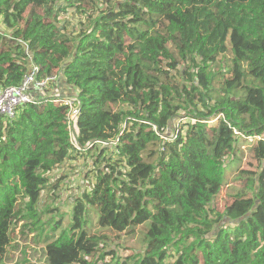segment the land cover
<instances>
[{
  "label": "trees",
  "instance_id": "1",
  "mask_svg": "<svg viewBox=\"0 0 264 264\" xmlns=\"http://www.w3.org/2000/svg\"><path fill=\"white\" fill-rule=\"evenodd\" d=\"M68 9L88 25L67 33ZM233 35L252 49L224 84ZM32 67L62 74L80 149L55 83L0 119V264L25 228L45 264H264V0H0V87ZM81 159L93 180L56 218L51 175ZM141 227L144 248L112 250Z\"/></svg>",
  "mask_w": 264,
  "mask_h": 264
},
{
  "label": "rangeland",
  "instance_id": "2",
  "mask_svg": "<svg viewBox=\"0 0 264 264\" xmlns=\"http://www.w3.org/2000/svg\"><path fill=\"white\" fill-rule=\"evenodd\" d=\"M59 21L67 27V33H69L70 31L73 32L77 29H81V26L79 24L80 22H83L85 26H87L89 23L87 20L81 19L76 16L74 14V10L72 9H68L67 13L61 14V16L59 17ZM231 44L232 53H227L220 58L221 61L219 66L220 70L223 73V77L221 78L224 84L226 82V76H229L228 71H232L233 60L237 59L239 61H243L248 51L252 49L251 46L246 45L241 40V38L236 35L232 36ZM230 75L232 76V73ZM59 78H61V74L59 75L58 79ZM234 82L235 81L228 83L227 86L230 88L234 84ZM54 88L52 87L51 90ZM35 92L36 91H34V93ZM245 148L246 144L242 143L240 147L241 150H239V152L245 155L242 164L240 165V170L247 172L257 171L258 162L247 151V149L245 150ZM86 162V159L70 161L68 162V164L64 165L62 169L55 171L51 175L52 179H62L61 190L56 194L58 196L56 198L55 196L49 197L48 195H45L42 200V206L56 208L57 210L54 213V216H56V218L60 212L62 213L69 211L71 205H73L74 198L78 196L83 189L89 188V184L91 180H93V178L84 177L85 170L83 164H85ZM89 166L92 167V169L97 168V165H94L92 163V160H90ZM227 170L228 172L231 171L230 165H227ZM232 170L233 171H231L230 173L231 175H233V177L228 182L231 188L229 190H227L226 188L223 190L219 205L217 206V209L219 211H223L226 205H230V203L232 202L230 193L233 190V187L238 184L236 181H234V177L237 180L239 179V171L236 168ZM136 230L137 231L135 233V236L128 242L127 239L125 240L124 238H117L118 240L116 239L114 243L108 242L110 247H112V250L118 253L121 251V253L127 254L132 251L130 247H132L134 251L144 248L145 231L142 227ZM35 239V232L31 230L28 231V229L25 228L24 236H22L21 234L18 235L16 239L17 242L14 244L13 248L10 249V255L5 261V264H45V257L43 256L42 251L39 249V246L34 242Z\"/></svg>",
  "mask_w": 264,
  "mask_h": 264
},
{
  "label": "built area",
  "instance_id": "3",
  "mask_svg": "<svg viewBox=\"0 0 264 264\" xmlns=\"http://www.w3.org/2000/svg\"><path fill=\"white\" fill-rule=\"evenodd\" d=\"M37 72L38 68L32 67L20 85L5 88L0 87V117L13 120L25 106L31 103H40L41 100L48 97L46 92L51 84L49 82L53 81V83H55L57 78L52 77L42 81H37ZM31 88H33V91H36L37 93L34 94ZM61 101H63L64 105L68 107L66 123L69 132L70 144L74 149H80L77 141V131L74 127V120L79 114V109L75 102L70 98H66L64 100L55 99L56 103ZM100 144L103 145L104 143Z\"/></svg>",
  "mask_w": 264,
  "mask_h": 264
},
{
  "label": "crops",
  "instance_id": "4",
  "mask_svg": "<svg viewBox=\"0 0 264 264\" xmlns=\"http://www.w3.org/2000/svg\"><path fill=\"white\" fill-rule=\"evenodd\" d=\"M65 81L62 78V74H61V78L58 79V81L55 83V88L54 85L52 86L54 89H52L50 92H48L50 95H53V97H60L62 99H66L69 98L70 96V89L65 85ZM51 87V88H52ZM50 88V89H51ZM31 90L33 91V88H31ZM34 92V91H33ZM37 92H35L34 94H36Z\"/></svg>",
  "mask_w": 264,
  "mask_h": 264
},
{
  "label": "bare ground",
  "instance_id": "5",
  "mask_svg": "<svg viewBox=\"0 0 264 264\" xmlns=\"http://www.w3.org/2000/svg\"><path fill=\"white\" fill-rule=\"evenodd\" d=\"M49 83H53V81H51V82H49ZM49 92V91H48ZM47 93V92H46ZM45 94V93H44ZM2 117H0V119H1Z\"/></svg>",
  "mask_w": 264,
  "mask_h": 264
},
{
  "label": "clouds",
  "instance_id": "6",
  "mask_svg": "<svg viewBox=\"0 0 264 264\" xmlns=\"http://www.w3.org/2000/svg\"><path fill=\"white\" fill-rule=\"evenodd\" d=\"M57 81H58V78H57ZM57 81H56V82H57ZM56 82H55V83H56ZM47 91H48V90H47ZM47 96H48V95H47Z\"/></svg>",
  "mask_w": 264,
  "mask_h": 264
}]
</instances>
